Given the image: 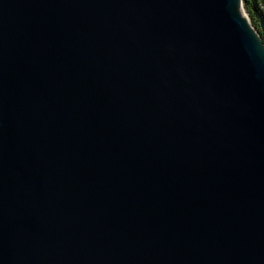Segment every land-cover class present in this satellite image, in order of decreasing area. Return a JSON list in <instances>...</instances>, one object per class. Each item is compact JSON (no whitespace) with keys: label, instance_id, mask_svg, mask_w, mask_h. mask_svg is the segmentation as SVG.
<instances>
[{"label":"water","instance_id":"water-1","mask_svg":"<svg viewBox=\"0 0 264 264\" xmlns=\"http://www.w3.org/2000/svg\"><path fill=\"white\" fill-rule=\"evenodd\" d=\"M243 9L0 0V264H264V37Z\"/></svg>","mask_w":264,"mask_h":264},{"label":"trees","instance_id":"trees-1","mask_svg":"<svg viewBox=\"0 0 264 264\" xmlns=\"http://www.w3.org/2000/svg\"><path fill=\"white\" fill-rule=\"evenodd\" d=\"M251 23L264 37V0H243Z\"/></svg>","mask_w":264,"mask_h":264},{"label":"rangeland","instance_id":"rangeland-1","mask_svg":"<svg viewBox=\"0 0 264 264\" xmlns=\"http://www.w3.org/2000/svg\"><path fill=\"white\" fill-rule=\"evenodd\" d=\"M243 11H244V14H247L248 15V13L246 12V10L243 9Z\"/></svg>","mask_w":264,"mask_h":264}]
</instances>
